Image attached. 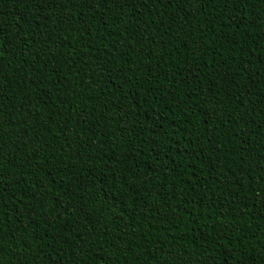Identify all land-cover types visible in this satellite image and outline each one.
Here are the masks:
<instances>
[{
    "label": "trees",
    "instance_id": "trees-1",
    "mask_svg": "<svg viewBox=\"0 0 264 264\" xmlns=\"http://www.w3.org/2000/svg\"><path fill=\"white\" fill-rule=\"evenodd\" d=\"M0 264H264V0H0Z\"/></svg>",
    "mask_w": 264,
    "mask_h": 264
}]
</instances>
